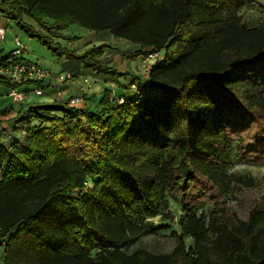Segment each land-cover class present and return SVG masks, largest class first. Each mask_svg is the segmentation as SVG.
<instances>
[{
    "label": "trees",
    "instance_id": "trees-1",
    "mask_svg": "<svg viewBox=\"0 0 264 264\" xmlns=\"http://www.w3.org/2000/svg\"><path fill=\"white\" fill-rule=\"evenodd\" d=\"M246 5L0 0V14L76 62L71 68L128 79L119 83L121 98L104 91L96 111L68 105L69 98L19 110L13 127L25 134L0 140L2 264H264V199L244 220L220 203L233 184H251L227 170L233 146L240 160L264 161V21L248 24ZM71 24L138 46L124 57L163 55L141 80L101 61L109 44L80 53L63 47L55 39L75 40L61 33ZM9 58L0 52V64ZM0 85L46 86L1 76ZM202 183L217 199L199 212ZM169 202L179 204L177 218ZM154 217L176 222L168 234L174 248L128 252L141 236L169 229Z\"/></svg>",
    "mask_w": 264,
    "mask_h": 264
},
{
    "label": "rangeland",
    "instance_id": "rangeland-1",
    "mask_svg": "<svg viewBox=\"0 0 264 264\" xmlns=\"http://www.w3.org/2000/svg\"><path fill=\"white\" fill-rule=\"evenodd\" d=\"M247 5L245 8L241 10V13H243V17H245L248 24H259L262 21H264V0H245ZM24 19L33 27L36 29L40 28L39 26H36L34 21L24 15ZM47 23L52 22V20L45 19ZM0 26L5 28L6 34L5 38L3 40H0V52L3 54L9 53L14 47L15 42L14 39H18L22 44V53L21 57L24 60H28L30 62H34L37 65L41 66L43 69L48 70L49 76L46 78L48 82L52 78V73H66L67 70H69L70 64H76L74 61L67 62L68 59H66L64 56H59L55 54L53 51L47 48L40 40H38L35 37L29 36L24 30H22L20 27L16 25V22L11 17H7L3 14H0ZM76 28L77 30H72ZM66 31H70L69 35L77 36L75 37V40H68L66 39L64 44H67L70 49H72L76 53H80L84 51L85 49L92 47L94 45H100L102 43H105L106 45H110L111 48H106L104 55L101 57V61L107 65L112 64V66H115V68L118 71H128L129 66L127 65L128 62L131 61L132 58L124 57L122 56L124 53H132L135 51L134 49H137L138 46L135 44H132L125 40L124 38H116L113 37L109 32H91L87 31L86 28L71 24L69 27H67ZM64 32V33H65ZM66 35V34H65ZM64 35V36H65ZM66 35V36H69ZM64 41V40H63ZM163 55V51H161V56ZM141 57V56H138ZM136 62L138 61L135 60ZM140 61V60H139ZM146 62H142L143 64L148 65L147 59L145 58ZM135 68L137 66L135 65ZM59 74L56 75L58 77ZM72 75H70V78ZM69 78V79H70ZM127 81V80H126ZM45 89V88H44ZM0 90L3 92L6 91V87L3 85H0ZM44 94V93H43ZM42 94V95H43ZM83 97L86 95L83 93ZM73 96H81L80 94L72 95ZM41 97V95L39 96ZM85 100V98H84ZM83 100V101H84ZM12 103L11 99L5 98L0 96V107L10 105ZM15 104V103H14ZM20 105V104H18ZM81 110L83 108L77 107ZM92 111H96L95 108H92ZM14 117H10L7 119H2L0 121V129L4 133L7 130H11L12 133H14L17 128L13 127V124L15 122L13 121ZM34 124H37L33 122ZM19 130V129H18ZM21 132V130H20ZM172 136H176L174 132H170ZM15 136H17L15 134ZM231 159L232 163L230 166H228V171L236 173L238 175H243L245 177L251 178V184H233V190L229 193V196L226 199H221L220 203H222V206L227 207L228 212H233L237 216H239L241 219L247 218L248 211L253 208L257 202H259L261 199H264V161H261L259 159H256L254 157L245 158V159H239L238 155L236 154V147L233 146L231 150ZM248 159V160H247ZM200 189H202V199H204V206L199 209V212L204 209L207 210L209 206L212 205L213 201L217 199V193L215 189H212L211 187H208L206 183H202L199 185ZM168 205L170 206V209L174 213V217L177 218L178 215L181 213L180 206L174 204L173 202H169ZM174 218V219H175ZM151 220L157 225L168 223L163 222L159 217H154ZM169 224V229L165 231V234H162L161 232L159 234H145L141 236L137 242L132 244V246L127 248L128 252H132V250L136 248L140 249H147L149 251L160 253V252H169L174 247V241L168 236L170 230H174L177 228L176 222L173 221L172 224ZM188 244V241H187ZM2 252V249L0 247V254ZM95 252L92 253L94 255ZM2 255H0V262L2 263Z\"/></svg>",
    "mask_w": 264,
    "mask_h": 264
},
{
    "label": "crops",
    "instance_id": "crops-1",
    "mask_svg": "<svg viewBox=\"0 0 264 264\" xmlns=\"http://www.w3.org/2000/svg\"><path fill=\"white\" fill-rule=\"evenodd\" d=\"M74 26H72V30H77L76 28L73 29ZM67 28H65L66 30ZM63 30L61 33L63 35H69L70 31ZM88 31V30H87ZM65 32V33H64ZM92 32V31H91ZM94 33V32H93ZM98 33V32H97ZM70 37H74V35H69ZM77 37V36H75ZM57 42H59L63 47H67V44H64L66 42L63 39H55ZM136 50V49H134ZM161 54V52H160ZM138 61L136 62L135 60ZM140 60V61H139ZM145 61V57H137L132 58L130 62L127 63L129 66L128 72L133 74L136 77L141 78V80H146L150 65L152 64L151 61H147L148 65L143 64ZM112 66V64H110ZM135 65L137 68H135ZM115 67V66H113ZM73 68V69H72ZM71 69L67 70L66 73H52V78L48 82V80H44L43 83L46 85L44 89V94L41 95V97H37L33 94L32 87L25 86L22 87L24 89H27L26 91V101L20 105L18 103L12 102L10 105L0 107V120H4L10 117H16L19 115V110H26L28 105H40L41 103L49 104L54 102L55 100H62V99H68L72 95L83 93L86 95L84 98L85 100L81 103V107L84 109H87L89 111H92V108L97 109L98 102L103 96L104 91H108L111 97H119L123 90L121 89L120 84L127 82L126 78H120L119 83L112 82L111 80H108L107 76L102 74H93L92 72L80 68L79 66H72ZM122 72V71H121ZM57 74L62 75H72L70 79H67L64 83L59 82L58 77H56ZM8 88H6V91L3 92L0 90V96L7 97L8 94ZM2 122V121H0ZM15 138L20 139L23 135L20 132V129L14 132Z\"/></svg>",
    "mask_w": 264,
    "mask_h": 264
},
{
    "label": "built area",
    "instance_id": "built-area-1",
    "mask_svg": "<svg viewBox=\"0 0 264 264\" xmlns=\"http://www.w3.org/2000/svg\"><path fill=\"white\" fill-rule=\"evenodd\" d=\"M6 30L2 26H0V40L5 38ZM15 47L10 51V58L0 64V76L6 79L9 84L19 85L21 83H25L26 81L30 80H42L44 81L48 76L49 72L46 69H43L41 66L37 65L34 62H30L28 60H23L20 56L23 49L22 44L18 39H14ZM147 60L153 62L159 58H161L160 52H153L148 54L145 57ZM70 78V75H62L59 74L58 80L59 82L64 83L67 79ZM33 94L37 97L44 93V88L42 87H35L32 90ZM8 98L11 99L12 102L22 104L26 101V91L24 92L18 86H12L8 90L7 94ZM84 97L81 96H73L69 97L68 105L74 107H80L81 103L83 102ZM22 135L25 134V130L22 129ZM12 131L7 130L4 133L0 129V140H7L12 137ZM1 255V254H0ZM0 264H2L0 262Z\"/></svg>",
    "mask_w": 264,
    "mask_h": 264
},
{
    "label": "water",
    "instance_id": "water-1",
    "mask_svg": "<svg viewBox=\"0 0 264 264\" xmlns=\"http://www.w3.org/2000/svg\"><path fill=\"white\" fill-rule=\"evenodd\" d=\"M146 78H147V80H149L148 76Z\"/></svg>",
    "mask_w": 264,
    "mask_h": 264
}]
</instances>
